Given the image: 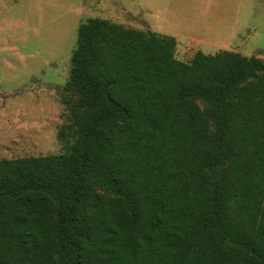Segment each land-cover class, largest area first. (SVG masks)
<instances>
[{
    "label": "trees",
    "instance_id": "16d2710c",
    "mask_svg": "<svg viewBox=\"0 0 264 264\" xmlns=\"http://www.w3.org/2000/svg\"><path fill=\"white\" fill-rule=\"evenodd\" d=\"M176 45L79 25L73 144L0 160V264H264V63Z\"/></svg>",
    "mask_w": 264,
    "mask_h": 264
},
{
    "label": "rangeland",
    "instance_id": "374dc122",
    "mask_svg": "<svg viewBox=\"0 0 264 264\" xmlns=\"http://www.w3.org/2000/svg\"><path fill=\"white\" fill-rule=\"evenodd\" d=\"M91 18L174 37L185 63L222 50L264 63V0H0V160L73 144L64 100L76 96L64 88L78 27Z\"/></svg>",
    "mask_w": 264,
    "mask_h": 264
},
{
    "label": "crops",
    "instance_id": "0c3cea01",
    "mask_svg": "<svg viewBox=\"0 0 264 264\" xmlns=\"http://www.w3.org/2000/svg\"><path fill=\"white\" fill-rule=\"evenodd\" d=\"M165 36H166V35H165ZM176 43H177V45H178V42H177V41H176ZM177 45H176V46H177Z\"/></svg>",
    "mask_w": 264,
    "mask_h": 264
}]
</instances>
